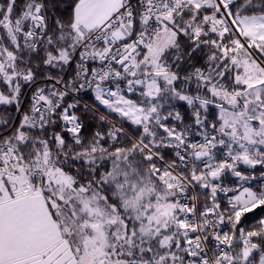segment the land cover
<instances>
[{
	"label": "snow or ice",
	"instance_id": "obj_1",
	"mask_svg": "<svg viewBox=\"0 0 264 264\" xmlns=\"http://www.w3.org/2000/svg\"><path fill=\"white\" fill-rule=\"evenodd\" d=\"M264 0H0V264H264Z\"/></svg>",
	"mask_w": 264,
	"mask_h": 264
},
{
	"label": "trees",
	"instance_id": "obj_2",
	"mask_svg": "<svg viewBox=\"0 0 264 264\" xmlns=\"http://www.w3.org/2000/svg\"><path fill=\"white\" fill-rule=\"evenodd\" d=\"M260 216H264V211L262 210H256L254 214H248L249 221H252L256 218H259Z\"/></svg>",
	"mask_w": 264,
	"mask_h": 264
}]
</instances>
